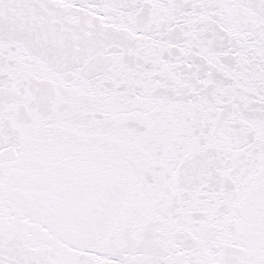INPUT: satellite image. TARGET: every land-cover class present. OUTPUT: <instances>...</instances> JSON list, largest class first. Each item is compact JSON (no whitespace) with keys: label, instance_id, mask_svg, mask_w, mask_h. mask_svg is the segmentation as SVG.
<instances>
[{"label":"snow or ice","instance_id":"6c2138e0","mask_svg":"<svg viewBox=\"0 0 264 264\" xmlns=\"http://www.w3.org/2000/svg\"><path fill=\"white\" fill-rule=\"evenodd\" d=\"M0 264H264V0H0Z\"/></svg>","mask_w":264,"mask_h":264}]
</instances>
